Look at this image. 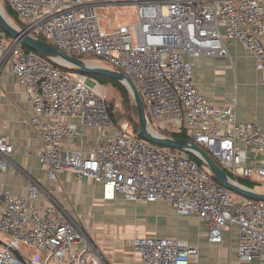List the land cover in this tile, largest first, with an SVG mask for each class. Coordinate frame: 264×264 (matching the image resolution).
Here are the masks:
<instances>
[{"label":"built area","instance_id":"2783aa9c","mask_svg":"<svg viewBox=\"0 0 264 264\" xmlns=\"http://www.w3.org/2000/svg\"><path fill=\"white\" fill-rule=\"evenodd\" d=\"M0 1L14 14L18 30L124 73L140 94L151 130L163 137L183 133L224 171L264 182V115L261 124L236 122L235 98L228 105L210 102L194 82L191 63L199 56L228 57L226 43L239 41L264 89L261 0ZM129 8L132 19H122L130 18L123 13ZM102 15L109 31L101 26ZM5 67L32 105L28 123L40 141L36 158L47 180L68 171L78 182L102 183L103 200L120 195L131 202L165 201L180 216L206 221L209 243H221L223 233L235 227L239 257L264 264V201L234 196L187 152L138 137L126 118L116 124L103 85L57 67L0 28V72ZM84 126L95 129L91 149L66 148L64 138H80ZM13 154V144L0 135L1 171ZM23 173L26 195H13L0 183V264H110L82 218ZM130 243L141 264H197L198 248L184 240L139 235Z\"/></svg>","mask_w":264,"mask_h":264},{"label":"crops","instance_id":"0c3cea01","mask_svg":"<svg viewBox=\"0 0 264 264\" xmlns=\"http://www.w3.org/2000/svg\"><path fill=\"white\" fill-rule=\"evenodd\" d=\"M261 3L264 10V0ZM260 39L264 42V34ZM226 48L228 57L191 59L194 82L214 104L228 105L234 97L237 102L233 110L236 122L261 124L264 89L260 73L253 59L245 55L239 41L226 43ZM32 114V105L27 101L23 87L5 67L0 72V135L13 144L14 154L7 170H0V183L13 195H26L28 180L23 172L36 178L51 190L56 200L84 219L83 222L94 225L90 234L104 261L141 264L130 241L139 235H155L184 240L196 246L199 250L197 264H256L239 257L235 227L223 233L221 243H209L206 221L195 216H180L165 201L133 203L120 195L114 200H103L102 183L86 179L78 182L75 174L68 171L59 173L55 180H47L36 158L40 141L28 123ZM82 132L76 140L64 138V146L88 152L94 144L95 129L84 126Z\"/></svg>","mask_w":264,"mask_h":264},{"label":"water","instance_id":"95a60500","mask_svg":"<svg viewBox=\"0 0 264 264\" xmlns=\"http://www.w3.org/2000/svg\"><path fill=\"white\" fill-rule=\"evenodd\" d=\"M0 28L10 37L18 39L30 50L50 59L53 64L58 65L68 71L77 72L84 75L98 74L120 82L127 88L133 99L136 108L139 132L143 139L156 145L194 154L203 161L208 171L221 185L227 187L229 190L239 196L264 201V191L249 188L230 178L228 174L215 162V160L202 147L193 141L187 138L163 137L151 130L147 124L145 110L140 94L133 82L124 73L111 70L93 61L67 55L58 50L52 44L18 30L5 15V12L1 6Z\"/></svg>","mask_w":264,"mask_h":264},{"label":"trees","instance_id":"16d2710c","mask_svg":"<svg viewBox=\"0 0 264 264\" xmlns=\"http://www.w3.org/2000/svg\"><path fill=\"white\" fill-rule=\"evenodd\" d=\"M1 7L3 8L5 15L12 20L15 24H17L18 26L19 23L17 21H15L14 19V14L11 12V10L7 7V5L5 3H3L1 1ZM7 37H9L8 34H6ZM40 39L44 40L47 42L46 39H44L43 37H40ZM25 49L30 50L29 48H27L26 46H24ZM55 65V64H54ZM57 67L66 70L58 65H56ZM68 71V70H67ZM71 73H77V72H72L69 71ZM88 77L96 80L98 83H100L101 85L105 86H112L115 91L117 92V96H118V101L121 104V107L118 108V106H115V104L109 103L106 97V108H107V112L109 117L111 118V120L113 122H117L119 119L121 118H126L130 125L132 130L135 132V134L138 137H141L140 132H139V127H138V120H137V114H136V108L133 102V99L129 93V91L127 90V88L121 84L118 81L112 80L106 76H102V75H98V74H91V75H87ZM107 91V90H106ZM116 110L115 112L113 110ZM166 136H170V137H178V138H184L185 135L183 133H163ZM188 155L200 166V167H206L205 164L203 163L202 160H200L198 157H196L194 154L188 153ZM215 162L218 164V162L215 160ZM228 176L234 180H236L237 182H239L240 184L247 186L249 188H253L256 190H261L264 191V186L262 185V182H256V181H252L250 179H246V178H242L236 175L231 174L228 171H225ZM210 177L212 178V180L217 183L220 184L211 174ZM221 185V184H220Z\"/></svg>","mask_w":264,"mask_h":264},{"label":"rangeland","instance_id":"374dc122","mask_svg":"<svg viewBox=\"0 0 264 264\" xmlns=\"http://www.w3.org/2000/svg\"><path fill=\"white\" fill-rule=\"evenodd\" d=\"M0 6H1V1H0ZM104 11H101V14L103 13ZM123 13L124 14H126L127 13V17H130V18H126V17H122V19H128V20H131L132 18V9H126V10H123ZM116 18H114L115 19V21H119L120 20V17H117V16H115ZM15 20V19H14ZM106 18H105V16H100V22H101V26H102V28L103 29H105L106 31H109L110 30V27L107 25V23H106ZM16 21V20H15ZM10 22L11 23H13L12 22V20H10ZM83 58H86V57H83ZM105 89L107 90V100H108V102L109 103H112V104H115V106H118V108H120L121 107V104L119 103V101H118V96H117V92L115 91V89L111 86H105ZM123 118H121V119H119L117 122H116V124H118L119 123V121L120 120H122ZM262 185L264 186V182L262 183ZM232 194L235 196V195H237L236 193H234V192H232ZM133 203H140V202H133ZM105 217V216H104ZM103 217V218H104ZM108 217V216H107ZM84 220V219H83ZM86 224V227H87V229H88V231H89V235L90 236H92L91 234H90V231L91 232H93L92 230H93V228H94V225H92L91 223H85Z\"/></svg>","mask_w":264,"mask_h":264}]
</instances>
